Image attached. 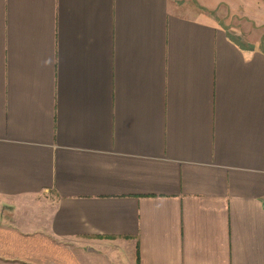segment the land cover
I'll list each match as a JSON object with an SVG mask.
<instances>
[{
    "label": "crops",
    "instance_id": "obj_1",
    "mask_svg": "<svg viewBox=\"0 0 264 264\" xmlns=\"http://www.w3.org/2000/svg\"><path fill=\"white\" fill-rule=\"evenodd\" d=\"M250 31L176 0H0V264H264Z\"/></svg>",
    "mask_w": 264,
    "mask_h": 264
},
{
    "label": "rangeland",
    "instance_id": "obj_2",
    "mask_svg": "<svg viewBox=\"0 0 264 264\" xmlns=\"http://www.w3.org/2000/svg\"><path fill=\"white\" fill-rule=\"evenodd\" d=\"M179 6L200 12L221 25H233L241 31L251 30V34L264 36V12H247L248 7L258 4L262 7L264 0H176ZM263 27H260V26ZM243 37L248 35L242 33Z\"/></svg>",
    "mask_w": 264,
    "mask_h": 264
}]
</instances>
